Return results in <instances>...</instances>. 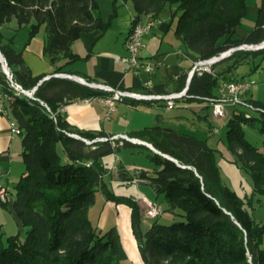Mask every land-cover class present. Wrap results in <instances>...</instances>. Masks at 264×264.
<instances>
[{
  "label": "trees",
  "instance_id": "obj_1",
  "mask_svg": "<svg viewBox=\"0 0 264 264\" xmlns=\"http://www.w3.org/2000/svg\"><path fill=\"white\" fill-rule=\"evenodd\" d=\"M119 1L122 0H113L112 14L105 22L97 0H0V54L15 83L24 90L36 87L33 98L17 94L0 63V93L8 101L3 102V109L20 133L24 167L14 185L12 211L27 229L23 242L17 236L4 241L0 226V264H121L116 228L103 233L89 219L97 192L109 202L130 208L131 230L144 264H264V225L257 224L246 209L254 195L264 197V153L246 141L243 130L244 126L258 122L259 131L264 133V103L252 100L258 110L248 118L245 111L233 110L226 124L227 149L252 183V193L243 198L223 184L216 151L206 141L158 125L129 134V138L150 144L179 165L151 151L148 154L154 170L140 171L138 179L148 182L157 195H162L170 211L180 210L179 216L185 222H154L143 233L137 203L115 196L103 182L106 171L101 161L119 148L118 141L113 144L104 133L79 131L59 113L61 107L71 102L110 94L71 79L44 80V75L32 77L17 70L23 65L22 55L13 48L12 39L2 35L4 24L15 20L17 31L27 30V42L43 27V55L52 66L64 62L55 67V74H59L64 66L81 60L71 46L82 34H103L108 30ZM247 1L125 0L134 13L131 25L144 17L158 19L166 7H175L174 35L197 60L264 42V0H259L256 21L247 36L234 38V30L248 14ZM257 57L264 60V48L236 50L213 65L212 73H195L185 102L206 103L205 99L214 97L219 79L232 80L224 76ZM221 64L225 67L216 71ZM186 78L178 79V92L184 88ZM99 138L107 140L92 142ZM121 141L122 148L136 147ZM59 147L67 161L59 154ZM6 204L1 202L3 207Z\"/></svg>",
  "mask_w": 264,
  "mask_h": 264
},
{
  "label": "crops",
  "instance_id": "obj_2",
  "mask_svg": "<svg viewBox=\"0 0 264 264\" xmlns=\"http://www.w3.org/2000/svg\"><path fill=\"white\" fill-rule=\"evenodd\" d=\"M127 3L125 0L117 3V14L111 20L105 33L102 34L99 31L85 33L72 44V52L78 55L81 60L64 66L59 74L65 75L67 79L71 80V77L80 78L87 84L95 83L138 93L161 95L178 92V79L187 76V72L197 61V58L188 52L174 35L175 7H166L161 12L154 28L144 39L145 47L142 49L140 57L154 64V72L149 75L137 76L129 71V66L126 63L116 61L117 58L128 56L124 42L132 28L131 22L134 13L133 10L126 8ZM107 4L110 5V8L105 16H102L100 11L101 18L105 22L112 14L113 0H108ZM247 6L248 12L251 11L257 15L259 0L253 4L252 8L249 7L248 2ZM148 18L150 17H144L142 21ZM241 26L234 30L236 39L245 38L252 29L249 27L242 30ZM1 33L5 39H12L13 48L21 52L23 65L17 70L30 74L32 77L44 75L45 78H51L57 75L55 67L61 66L64 62L61 61L56 66H52L44 57L45 31L43 27L29 42H27V30L17 31L15 20L4 24L1 27ZM224 67L225 64H221L215 70L220 72ZM224 77L239 80V66ZM216 94L217 89L213 91V95ZM248 96L255 101L258 99L255 92H250ZM134 103L137 102L123 99L115 104L112 113L107 114V108L99 99L74 101L61 107L59 113L71 127L79 131L104 133L108 138L126 136L131 140L130 133L156 125L192 135L199 140L206 141L208 146L216 151V162L224 185L241 198L252 193L251 186L241 175L233 155L227 149L226 141L220 136L216 123L220 121V118L212 116L211 108L206 103L185 102L186 106L171 110H166L162 102H141V104L137 103L138 105ZM232 112L231 108L226 110V116L222 118L225 124L230 119ZM7 115V112L0 114V177L8 179L13 174L15 177H20L24 167L21 162V138L19 135L11 133L10 124L12 126L13 122ZM117 141L119 148L101 161L106 171L103 182L109 191L115 196L133 199L140 208L141 220L146 203H152L163 212L160 217L156 218L163 220L162 223L157 220L158 224L166 225L164 222L174 221L178 212L170 211L163 196L157 195L148 182L137 177L140 171L150 173L154 170V166L147 158L150 151H153L143 143L130 141L127 142L136 147L122 148L121 140L117 139L112 143ZM142 146L145 149L141 148ZM63 159L67 161L66 158L63 157ZM0 188L7 189L2 184H0ZM97 202H100L101 209L98 213L96 228L100 231L116 228L120 239L121 261L128 264H144L132 234L130 208L123 204L116 205L109 202L101 192H97L95 204L89 209V219ZM142 221L141 223L147 222V220ZM153 223L151 222L149 226Z\"/></svg>",
  "mask_w": 264,
  "mask_h": 264
},
{
  "label": "built area",
  "instance_id": "obj_3",
  "mask_svg": "<svg viewBox=\"0 0 264 264\" xmlns=\"http://www.w3.org/2000/svg\"><path fill=\"white\" fill-rule=\"evenodd\" d=\"M157 22H144L141 21V27H136V31H132V39L129 42H124L128 56L126 58H117L116 61H121L126 63L129 66V71L134 75L141 74H152L154 72L155 66L151 61L143 60L140 57L142 49L145 47L144 39L151 32ZM239 50L237 48H231L224 53H221L218 56H215L208 60H197L193 63L191 69L187 72L186 85L184 89L179 92L170 93V94H145L138 93L134 91L121 90L116 88H111L109 86L100 85V84H88L89 87L94 89H99L104 92L109 93V96L98 98L101 103L107 108V114H110L114 111L115 104L121 102V98H131L134 101H144V102H162L165 109H174L175 107L186 106L185 100L187 99V90L190 79L192 76L197 73L201 74L202 72L212 73L211 67L221 60L229 57L233 52ZM5 74L6 80L9 83H13L16 90L22 92L24 95H27L30 98H33V94L36 90V87L31 90H24L21 85L15 83L12 79V76L9 70H2ZM55 77L58 78H67V76L62 74H57ZM70 78V77H69ZM49 79V77L44 80ZM254 82L246 83L239 80H225L219 79L217 86V94L212 97L205 99L206 104L211 108L212 114L215 118L225 117L226 108L230 107L231 109L243 108L246 112L245 117L248 118L250 113L256 112L258 109L254 108L251 104L252 99L249 98L248 92ZM3 102H8L6 97L0 93V114H4ZM47 111L50 112L49 108L44 105ZM234 112V111H233ZM232 112V113H233ZM108 118V115H107ZM10 131L14 135H19V131H15L13 126L10 124ZM74 138L84 141L86 144L91 142L81 139L77 135H71ZM122 139L129 141L126 136H115L111 137L109 140ZM106 138H99L96 141L102 142L106 141ZM131 141V140H130ZM93 142V141H92ZM7 192L6 189L0 188V200L5 201ZM163 214L162 210L152 203H146L143 217L146 219H156Z\"/></svg>",
  "mask_w": 264,
  "mask_h": 264
},
{
  "label": "rangeland",
  "instance_id": "obj_4",
  "mask_svg": "<svg viewBox=\"0 0 264 264\" xmlns=\"http://www.w3.org/2000/svg\"><path fill=\"white\" fill-rule=\"evenodd\" d=\"M100 4V11L101 15L105 16L106 12L109 10V6L107 4L108 0H97ZM258 0H248V5L250 8L253 7V4L256 3ZM126 8L131 9L132 11V6L130 3H127ZM257 15H254L251 11L248 12L246 18L244 19L241 29L246 30L247 28L251 27L253 28L254 23L256 21ZM157 20V19H154ZM145 21V20H143ZM133 27V25H132ZM239 50H247L245 47L239 49ZM254 66H259L258 68H253ZM239 78L246 83L254 82V84L251 86L248 95L250 92H255L258 95V102L264 103V60L261 57H257L255 59L250 58L248 62L243 63L239 66ZM144 102V101H143ZM7 104H5V110H6ZM115 108V107H114ZM230 108L227 107L226 110ZM237 111H244L243 108L237 109ZM8 113V111L6 110ZM212 114V111H211ZM252 114V113H250ZM8 116V115H7ZM213 116V114H212ZM214 117V116H213ZM215 118V117H214ZM224 117H220V121H217V126L220 131V136L224 141H226V136L225 133L227 131V127L225 124V121L222 120ZM226 120V119H225ZM13 122V121H12ZM11 122V123H12ZM260 123H255L253 126H244L243 130L245 133V139L248 143L252 144L254 147H256L260 152L264 153V133H261L260 130ZM97 140V139H96ZM94 140L93 142H95ZM115 140H111L116 141ZM122 140V139H119ZM87 141V140H86ZM59 154L64 157L63 152L61 151V148L59 147L58 149ZM65 158V157H64ZM22 162V160H21ZM23 164V163H22ZM238 166V165H237ZM239 168V167H238ZM240 170V169H239ZM241 175L246 179L247 183L251 186V180L249 175L244 172L243 170H240ZM14 176V177H13ZM19 177H15L13 174L12 176L7 178L0 177V184L6 186V191L7 195L5 198V201L0 200L1 202H7L6 206L3 207L1 206L0 202V226L2 228V233H3V240L5 241L8 237L12 236H17L20 242H23L24 239L26 238V231L27 229L23 228L20 223L18 222L17 218L15 217V214L12 211V200L14 198V185L17 182ZM100 202H97L94 210L92 211L90 215V220L93 224L94 227L97 225V217L99 210L101 209L100 207ZM146 206V205H145ZM247 211L251 214L252 218L254 221L259 224V225H264V197L259 196V195H254L253 200L251 201V205L246 206ZM145 210V208L143 209ZM162 210V209H161ZM144 214V212H143ZM142 214V216H143ZM178 214H182V212L179 210L177 215H175L174 221L172 222H164L166 225H169L171 223H176V222H185V219L183 217H180ZM144 220H147V222H143ZM140 222L141 225V231L144 233L145 231L148 230V228L152 225L149 226L151 222H158L162 223V219H146L143 217ZM154 220V221H152ZM110 229V228H109ZM107 229V230H109ZM106 230V231H107ZM106 231H102L105 233ZM138 246V245H137ZM264 247V240H263V245L262 248ZM121 264H128L127 262L121 261Z\"/></svg>",
  "mask_w": 264,
  "mask_h": 264
},
{
  "label": "water",
  "instance_id": "obj_5",
  "mask_svg": "<svg viewBox=\"0 0 264 264\" xmlns=\"http://www.w3.org/2000/svg\"><path fill=\"white\" fill-rule=\"evenodd\" d=\"M243 47H245L247 50H250V51L261 50V49L264 48V42H262V43H260L259 45H256V46H253V45H243V46H240L239 49H241V48H243ZM0 63H1V69L7 71V70H8L7 65L5 64L4 59H3V57H2L1 54H0ZM71 78H72V80H74V81H76V82H78V83H80V84H83V85H86V86L89 87V85H88L85 81H83L82 79L77 78V77H71ZM71 137H72V136H71ZM73 138H74V137H73ZM129 141H130V140H129ZM130 142L143 143L144 145H146L147 147H149L154 153H156V154L162 156L163 158H166V159H168V160H170V161H172V162H174L175 164L178 165V163H177L176 160L170 158V157L167 156V155L161 154V153L158 152L157 150L153 149V147H152L151 145H148V144H146V143H144V142H142V141L136 140V139H131ZM178 166H179V165H178ZM183 168H184V167H183Z\"/></svg>",
  "mask_w": 264,
  "mask_h": 264
},
{
  "label": "bare ground",
  "instance_id": "obj_6",
  "mask_svg": "<svg viewBox=\"0 0 264 264\" xmlns=\"http://www.w3.org/2000/svg\"><path fill=\"white\" fill-rule=\"evenodd\" d=\"M144 22H156V20L152 19V18H148L147 20H145ZM136 27H141V21H139L138 23L134 24L133 27L130 29V32L127 36V38L125 39V42H129L132 39V31H136ZM10 85L15 89V91L17 92V94H20L22 92H19L18 90H16L15 86L13 83H10ZM23 94V93H22ZM27 96V95H26ZM123 99H131V98H121V101ZM178 108V107H175ZM184 108V107H183ZM187 108V107H186ZM166 110H171V109H166ZM13 128L15 131H18L16 125L13 123L12 124Z\"/></svg>",
  "mask_w": 264,
  "mask_h": 264
}]
</instances>
